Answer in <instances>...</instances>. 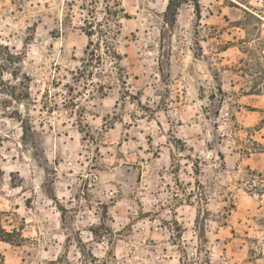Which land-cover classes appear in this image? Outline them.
<instances>
[{"label": "rangeland", "instance_id": "1", "mask_svg": "<svg viewBox=\"0 0 264 264\" xmlns=\"http://www.w3.org/2000/svg\"><path fill=\"white\" fill-rule=\"evenodd\" d=\"M169 1L163 10L151 8V17L145 13L142 18L145 5L140 0H84L78 7L76 0H64L63 10L51 12L37 10L53 8V2L59 5L61 0H0V33L10 30L0 35V264H79L86 250L95 264L100 253L87 248V238L99 247L108 232L116 231L122 215L115 204L110 208L98 201L99 216L93 210L96 186L91 173L100 171V157L113 166L117 160L121 166H136L138 184L155 164L157 183L147 192L149 198L163 199L179 190L172 196L178 201L173 216L161 221L159 229L152 226L151 210L144 208L135 218L124 213L127 220L120 232L146 233L152 252L160 230L168 240L195 237L197 255L201 243L224 238L222 255L232 264H251L256 249L249 245L264 239V216L259 206L253 211L248 197L252 192L264 195V190L256 184L236 196L229 191L220 202L215 173H228L229 180L233 172L245 173L249 183L264 181V35L249 23L256 9H244L243 16H237L243 0H193V38L173 29L161 39L173 9L174 0L170 8ZM6 4L11 11L4 9ZM165 53L170 77L181 72V59L207 62L208 87L192 88L201 112L197 123L207 141L199 133L189 135L184 120L175 130L169 124L168 134L158 139L164 125L143 100L147 84L139 73L156 68L163 79ZM184 92L178 81L175 91L169 89L177 103ZM216 102V122L209 124L208 107ZM229 106L230 131L220 123ZM195 110V103L189 105V112ZM41 113L53 128L59 125L62 130L57 141L75 142L79 136L81 146L91 145L76 149L84 157L83 163L75 161L78 168L73 167L71 153L62 158L65 146L60 143L54 145L60 152L55 166L44 168L37 160L32 133L44 127L45 121L37 118ZM162 115L171 119L166 111ZM165 176L170 182H163ZM243 183L237 176L235 184ZM69 217L74 234L67 230ZM162 251L167 255L169 248ZM213 259L210 252L202 264Z\"/></svg>", "mask_w": 264, "mask_h": 264}, {"label": "clouds", "instance_id": "2", "mask_svg": "<svg viewBox=\"0 0 264 264\" xmlns=\"http://www.w3.org/2000/svg\"><path fill=\"white\" fill-rule=\"evenodd\" d=\"M83 2L84 0H76V6L78 7L79 4ZM140 3L145 5V8L141 9L140 13L142 18L145 13L151 17L152 13L149 11L151 8H156L158 11H161L166 6V0H157L156 4H153L152 0H140ZM54 8L63 10L65 8L64 0H61L59 5L53 2V8H41L37 11L51 12ZM193 8V0H187V3H185V0H174L173 9L170 12L167 24L162 28L163 37H161V39L169 37L171 31L177 29L186 33V38L191 40L193 38L192 25L195 23ZM253 8L256 9V11L249 19V23L257 33L264 35V0H243L241 9L237 10L234 15L243 16L244 9L251 12ZM4 9L6 11H11L12 6L6 4L4 5ZM185 14L187 15L186 20L183 19ZM32 15L35 16L36 13L33 12ZM44 21L45 23H50L47 17L44 18ZM40 27L43 31V25ZM8 31L10 30L6 29L5 32L0 33V35L6 36ZM164 57L162 61L163 72L161 73L163 79H161V76L157 75L158 70L156 68H151V70L144 69L139 73L142 83L147 84L146 94L143 100L145 103L151 105L153 111L156 113L157 121L164 125V127L158 130V139L168 134L167 128L169 124L175 130L179 126V121L184 120V128L189 135L199 133L207 141L209 137L206 135L205 131L202 130V126L197 123L200 120L201 112L199 110V102L196 101L192 92L194 84H204L205 87H208V81L211 77L208 73L207 62L203 60L197 61L193 58L191 61L185 63L183 59H181V72L170 77L166 53ZM46 71L51 75L50 66ZM149 77L151 79H149ZM177 81L182 84L185 89L180 103H177L173 96L169 94V89L175 91ZM41 83H43V81ZM150 97L153 99H149ZM194 103L196 105L195 114L188 111L189 105H193ZM232 103H236L235 97H232ZM218 107V102L212 103L208 107V112L211 114L209 124H214L216 122L215 113ZM165 111L169 114L171 119L162 115ZM230 111L231 108L229 106V108L225 109L224 119L220 121L228 131L231 130L232 123ZM37 118L45 121L44 127L32 133L34 137V146L32 150L36 153L37 160L41 162L44 168H47L49 164L55 166L54 162L57 156L60 155V152L54 148V145L60 143L65 146L62 158L68 157L69 153H71L73 167L78 168L79 165H76L75 161L79 160L83 163L84 157L77 155L76 149L79 148L80 151H84L90 148L91 145L85 143L81 146L79 136L76 137L75 142L66 143L68 138H62L57 141V135L62 137V130L59 125L53 128L42 113L39 114ZM189 125L192 127L189 128ZM196 144L199 146V141H197ZM137 155H139V152H137ZM104 156H107L109 159L111 158L107 150L104 151ZM125 159H127V157H125ZM177 159H179V156ZM45 160L47 161L46 163L44 162ZM97 165L100 171L91 173L92 177H94L92 183L96 186L93 189V210L97 211V215L99 216L97 209L98 201L100 204H107L110 208L115 204V207L121 211L122 215L114 226L116 231L108 232L107 238L102 241L99 247H97V241L95 239L91 236L87 238V248H95V250L100 253L95 264H178V262L179 264H202L204 257L210 252L214 256L211 264H232L231 258L226 254H221L225 247L224 238H221L219 243H216L214 239H210L208 245L201 243L199 247L202 251L200 255H197L195 237L192 241H179L175 237H173L172 240H168L160 236V231H164L160 230L156 233V248L155 251L152 252L149 251L151 245L145 243V239H147L146 233L134 231L133 234H128L126 232H120L119 229L123 227L127 220V216L124 215V213L131 214L133 218H135V214L138 211H142L144 208L151 210L153 217H155L152 226L159 229V223L161 221L168 220L173 216L178 201L173 200L172 196H178L179 190L173 189L172 192L168 193L163 199L148 197L147 192L151 191L157 183L155 164H153L152 173L149 176H145L143 184L137 183L139 169L134 165L125 164L121 166L119 160H117L116 166H113L107 163L103 157L98 158ZM66 168L67 165H65L62 171H66ZM80 174L83 176L85 172L81 170ZM215 175L218 176L216 195L220 202H223L224 197L228 196L229 191H231L232 196H236L238 193H241L242 190H250L256 184L259 185L260 190H264V181H252V183H249V178L245 173L233 172L231 180H229L228 173L221 172L215 173ZM237 176H240L244 180L243 184H235ZM150 180L151 183H149ZM162 180L164 183L170 182L167 176L163 177ZM202 183H204V181H202ZM184 195H187L186 186ZM229 199H231V197H229ZM248 199L252 202L253 211L259 206L261 208L259 215L264 216V195L258 197L256 192H252ZM142 201H147V203H141ZM237 203H239V201H237ZM188 215L190 218L191 214L189 213ZM96 222L99 224L100 220L97 219ZM107 223L111 225L112 221L108 220ZM67 230L70 234H74L75 229L72 225L71 217H69L68 220ZM190 230L196 231L195 228ZM262 231H264V229H262ZM168 235H171V233H168ZM172 244H175L176 247H171ZM249 246L256 249V255L251 258V264H264V239H262L259 244H250ZM163 248H169L167 255L162 251ZM185 250L190 251L191 256H188ZM109 252H111V255H108ZM182 254L184 256L183 259H181ZM79 264H92V257L88 254L87 250L85 251L84 258L79 260Z\"/></svg>", "mask_w": 264, "mask_h": 264}, {"label": "trees", "instance_id": "3", "mask_svg": "<svg viewBox=\"0 0 264 264\" xmlns=\"http://www.w3.org/2000/svg\"><path fill=\"white\" fill-rule=\"evenodd\" d=\"M171 5H172V0L169 1L168 8H170ZM262 55H263V54H262ZM263 56H264V55H263ZM263 78H264V72H263ZM4 233H5V234H9V233L6 232V231H4ZM1 238H3V240H6V241H7V239H4V237H1Z\"/></svg>", "mask_w": 264, "mask_h": 264}, {"label": "built area", "instance_id": "4", "mask_svg": "<svg viewBox=\"0 0 264 264\" xmlns=\"http://www.w3.org/2000/svg\"><path fill=\"white\" fill-rule=\"evenodd\" d=\"M94 179V178H93Z\"/></svg>", "mask_w": 264, "mask_h": 264}]
</instances>
